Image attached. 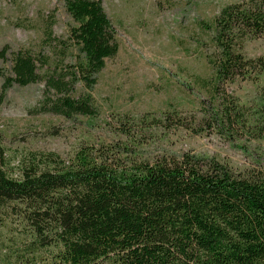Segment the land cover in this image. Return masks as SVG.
<instances>
[{"label": "trees", "instance_id": "trees-1", "mask_svg": "<svg viewBox=\"0 0 264 264\" xmlns=\"http://www.w3.org/2000/svg\"><path fill=\"white\" fill-rule=\"evenodd\" d=\"M73 18L70 40L79 50L74 77L49 78L70 92L75 78L88 88L114 57L116 29L101 0H64ZM216 52L210 62L218 82L264 76V55L241 52V39L264 37V0L221 9L214 20ZM10 47L0 48L6 59ZM38 59L16 53L14 82L40 79ZM70 88V89H68ZM0 99V103H1ZM66 116L94 114L91 97L66 93L52 106ZM264 136V100L249 119L239 107L222 104L213 114ZM184 125L175 111L156 117L119 115L112 129L126 140L84 142L69 157L29 151L15 165L0 134V214H15L32 237L23 264H264V169L236 174L208 155L186 151L143 158L138 146Z\"/></svg>", "mask_w": 264, "mask_h": 264}, {"label": "rangeland", "instance_id": "rangeland-1", "mask_svg": "<svg viewBox=\"0 0 264 264\" xmlns=\"http://www.w3.org/2000/svg\"><path fill=\"white\" fill-rule=\"evenodd\" d=\"M116 29L117 54L106 59L88 88L75 78L71 91L49 87L51 76L74 77L79 55L70 40L73 18L64 0H0V134L11 161L29 151L71 156L86 141L109 144L126 137L112 126L119 115L160 117L175 111L184 125L165 137L138 146L143 158L190 151L213 156L236 174L264 169V136L226 122L219 128L213 114L222 104L237 106L254 119L264 100V76L218 82L210 62L215 58L214 20L225 6L245 0H101ZM241 52L264 55V37L241 39ZM22 51L38 59L40 79L26 86L14 82L2 95L13 62ZM68 88V89H70ZM91 97L94 114L52 111L64 94ZM32 237L11 212L0 214V264H23Z\"/></svg>", "mask_w": 264, "mask_h": 264}]
</instances>
